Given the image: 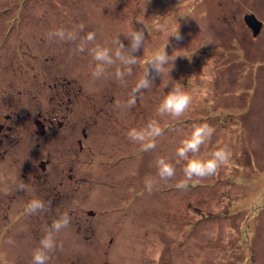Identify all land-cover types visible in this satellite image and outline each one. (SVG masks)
<instances>
[{
    "label": "rangeland",
    "instance_id": "374dc122",
    "mask_svg": "<svg viewBox=\"0 0 264 264\" xmlns=\"http://www.w3.org/2000/svg\"><path fill=\"white\" fill-rule=\"evenodd\" d=\"M244 11L260 21L256 35ZM164 21L170 28L179 25L182 39L169 36L166 50L181 56L168 75L152 73L153 87L134 107L116 109L141 76L144 59L163 44V33L153 26ZM80 23L81 38L94 31L104 43L120 32L126 46L123 33L144 27L146 43L135 53L139 62L125 85L111 76L94 80L95 62L87 49L74 51L78 41L47 38L50 31ZM206 41L212 43L197 49ZM176 82L193 95L190 109L176 119L157 116ZM53 83L59 84L48 87ZM35 85L45 87L41 102L48 105L53 91H71V104L81 105L78 114L94 119L86 140L90 149L83 159L74 141L72 154L81 161L73 164L70 179L60 176L61 183L45 194L36 184L19 190L9 172L2 183L9 188L0 193V264H32L45 228L64 212L71 223L58 234L62 247L49 264H264V0H0V93L9 91L14 104L20 91ZM154 118L166 129L164 136L154 150L141 152L127 131ZM204 122L216 131L199 155L228 145L232 159L217 175L178 190L182 161L173 179L148 194L144 179L156 174L157 158L175 162L180 141ZM58 158L66 164L61 150ZM33 198L51 201V207L26 215ZM9 238L13 244L6 243Z\"/></svg>",
    "mask_w": 264,
    "mask_h": 264
},
{
    "label": "clouds",
    "instance_id": "9594fccd",
    "mask_svg": "<svg viewBox=\"0 0 264 264\" xmlns=\"http://www.w3.org/2000/svg\"><path fill=\"white\" fill-rule=\"evenodd\" d=\"M137 22L143 25V20ZM84 29L85 25L83 23L73 26L71 30L61 27L50 31L47 34V38L49 41L61 43L78 41L74 51L84 52L87 49L95 62V66L91 72L94 80L111 76L121 85H125V77L132 75V67L139 62V57L135 53L144 48L146 43L144 27H130L126 33H123L130 42L127 46L119 38L120 32L116 33L110 42L99 43L96 40V32L94 31L87 32L81 38L80 33ZM153 31L163 33L164 42L151 56L144 59L142 74L131 89L128 98L116 101L115 108L120 111H127L134 107L138 97L145 90L153 87V72L160 76L162 74L168 75L176 57L181 56L178 52L173 54L175 50L169 55L166 50L169 44V36L175 38L177 41L182 39L178 23L175 27L170 28L166 21L158 22L153 26ZM211 43V41H206L200 44L197 49L201 45ZM89 45L92 46L89 48ZM186 57L190 59L191 55ZM109 69H113V71L109 73ZM192 103L193 95L191 92L185 90L181 83L176 82L172 84L170 91L167 92L162 102L158 105L156 114L159 117L169 116L176 119L183 116L190 109ZM165 130L159 120L154 118L149 120L143 127L129 128L127 137L133 143L139 145L141 152H149L156 148L157 140L164 136ZM215 131V127L207 122L194 125L191 132L180 141L179 146L176 148L175 162L168 157L161 156L157 158L155 162L156 174L154 176H147L144 179L145 191L151 194L161 182L166 183L173 179L176 176V165L182 161L184 162L181 169L183 178L175 184L178 190H186L190 186L189 182H198L199 180L217 175L220 169L232 159L233 152L231 148L228 145H223L211 152L207 157L199 155L202 146L211 140ZM17 187L21 191L25 189L23 183H20ZM50 207L51 201L45 203L40 198H33L28 201L25 207V214L35 215L39 212L47 211ZM71 219L69 213L64 212L50 226L45 228L44 235L32 252V264H49L51 254L58 247H62V245H58L57 243V236L69 227ZM6 243L13 244L14 241L9 238Z\"/></svg>",
    "mask_w": 264,
    "mask_h": 264
},
{
    "label": "flooded vegetation",
    "instance_id": "af4514ba",
    "mask_svg": "<svg viewBox=\"0 0 264 264\" xmlns=\"http://www.w3.org/2000/svg\"><path fill=\"white\" fill-rule=\"evenodd\" d=\"M57 84L59 83L48 87L53 88ZM31 87L20 91L21 97L14 104L11 103L13 100L9 98V93H6L9 91L0 93V103L6 109L4 113H0V165L3 163L0 167L1 194H6L9 188L2 183L7 181L10 171H14V182L17 185L23 183L26 187L27 184H36L37 191L42 194L56 189L61 183L58 178L63 176L70 179L69 172L73 164L81 161L72 154L73 142H76L77 152L83 159L90 149V140L87 143L86 140L94 119L91 115L87 116L85 111L78 114L76 108L81 105L71 104L74 100L70 95L71 91L66 88L53 91L50 100L46 97L48 105L41 102L44 100L42 91L45 87L35 85V90ZM10 107L15 109L12 113L9 112ZM77 128L79 136H75ZM60 150L65 155L66 164H59ZM73 191L74 189L70 192Z\"/></svg>",
    "mask_w": 264,
    "mask_h": 264
},
{
    "label": "water",
    "instance_id": "95a60500",
    "mask_svg": "<svg viewBox=\"0 0 264 264\" xmlns=\"http://www.w3.org/2000/svg\"><path fill=\"white\" fill-rule=\"evenodd\" d=\"M244 22L252 30L253 35H256L261 28L260 21L253 14H244Z\"/></svg>",
    "mask_w": 264,
    "mask_h": 264
},
{
    "label": "crops",
    "instance_id": "0c3cea01",
    "mask_svg": "<svg viewBox=\"0 0 264 264\" xmlns=\"http://www.w3.org/2000/svg\"><path fill=\"white\" fill-rule=\"evenodd\" d=\"M243 12V11H242ZM242 12L240 13V16H241V14H242ZM246 12L244 11V14H245ZM258 19V18H257Z\"/></svg>",
    "mask_w": 264,
    "mask_h": 264
}]
</instances>
